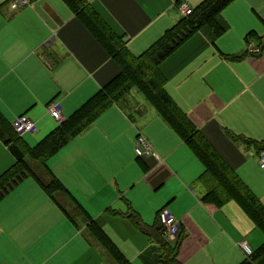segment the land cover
<instances>
[{
  "label": "crops",
  "instance_id": "crops-1",
  "mask_svg": "<svg viewBox=\"0 0 264 264\" xmlns=\"http://www.w3.org/2000/svg\"><path fill=\"white\" fill-rule=\"evenodd\" d=\"M15 1L0 0V84L11 82L0 85V109L10 117L5 132L20 114L35 121L36 130L25 133L35 144L56 127L46 111L49 102L58 103L62 118H68L117 74L118 67L62 0H24L23 6ZM179 1L187 4L185 0H86L134 54L178 21ZM218 19L226 25L224 32L214 36L209 26L197 30L161 61L159 70L172 100L236 171L244 162V146L252 147L256 157L258 152L233 142L226 132L264 138V0H232ZM248 44L260 46V53H247ZM230 55L242 58L230 59ZM125 105L129 106L123 97L108 106L46 161L74 200L60 193V206L30 175L0 199V264H113L90 234L84 214L113 243L108 227L116 226L121 235L132 229L123 216L127 203L121 190L127 178L117 177L113 166L116 159H125L124 147L131 152L128 161L137 163L152 187L175 176L187 190L182 210L172 214L167 203L160 209H169L180 222L185 235L179 251L183 264H238L243 259L240 242L247 244L244 237L254 226L252 221L233 201L220 207L201 202V195L190 186L198 171L182 178L169 161L173 148L185 145L179 136L158 113L147 126L136 127ZM132 111L141 114L143 108L133 105ZM134 129L135 136L144 133L151 155L135 154ZM13 163L0 140V174ZM118 250L127 258L124 247ZM143 250L140 247L136 253L140 256Z\"/></svg>",
  "mask_w": 264,
  "mask_h": 264
},
{
  "label": "trees",
  "instance_id": "trees-1",
  "mask_svg": "<svg viewBox=\"0 0 264 264\" xmlns=\"http://www.w3.org/2000/svg\"><path fill=\"white\" fill-rule=\"evenodd\" d=\"M62 1L104 48L117 65L118 72L75 109L68 118L57 123L55 128L33 146H27L28 155L18 142L20 136L16 135L10 127L5 132L0 122V140L14 157V163L0 174V199L26 175L32 176L48 196L60 206L58 202L60 193L73 199L68 190L51 173L46 161L62 146L85 131L108 106L125 97L134 86L203 165L202 173L196 178L203 187L200 201L216 207L233 201L254 226L264 233V205L259 197L172 100L164 88L165 78L159 70L161 61L197 30L209 26L214 36L224 32L226 25L218 19V14L232 0L199 1L195 7L191 8V14L180 16L177 22L139 54L129 50L123 38L103 22L86 0ZM249 35L252 33L250 32ZM228 58L240 59L242 56L230 55ZM226 134L235 143L253 146L258 153L264 151V140L243 138L229 132ZM26 156L30 158L29 161L32 164L26 161ZM84 216L90 234L106 250L113 264H131L100 226L87 214ZM123 216L156 244L158 252L146 255L144 257L146 264H183L179 258L181 244L185 238L182 230L174 241H167L158 220V212L154 222L147 224L127 203V211ZM238 264H264V240L255 249L245 254Z\"/></svg>",
  "mask_w": 264,
  "mask_h": 264
},
{
  "label": "rangeland",
  "instance_id": "rangeland-1",
  "mask_svg": "<svg viewBox=\"0 0 264 264\" xmlns=\"http://www.w3.org/2000/svg\"><path fill=\"white\" fill-rule=\"evenodd\" d=\"M185 1L191 8L195 7L196 5L192 4L193 0ZM10 83V81L6 80L0 85L9 86ZM124 99L128 100L129 104L128 107L127 105H125L126 113H130L133 116L135 121L134 125H136V127L143 128V126L146 125L149 120H153L154 118H156V110L145 99L143 94L136 87L133 86L129 93L125 95ZM43 104L44 103H42V105ZM133 105L136 108L138 106H141V108H143L142 113L138 114L137 111H132ZM0 113L2 116V119H0L1 125L5 126L6 121L10 122V117H8L9 113L4 111L2 112L1 109ZM135 132L136 130L134 129L133 136H135ZM140 133L144 136L143 132ZM129 135L130 132H127V136ZM125 138L126 134L123 133L122 139ZM152 139L155 140L154 138ZM250 139L264 140V138ZM18 142L21 147L24 148L25 154L28 155L29 151L26 147L32 146L34 144V142H30L28 134L24 133L23 135H21ZM171 147L172 144L169 145L168 149H165L164 152L169 150ZM124 155L125 159H116L115 165L112 162L114 170L117 174V177L127 178L125 188L121 190L124 202L128 203L130 207L139 214L140 218L145 223L152 224L154 222L156 213L166 203V207L170 208L172 212L169 209L168 210L172 214H175L177 211H180L184 208L187 201V190L183 188L180 183L181 181L178 178H176L175 176L169 177L166 180H163L158 187L154 188L144 178V175L142 174V171L140 170V167H138L137 163H134L133 165L130 161H128L129 159H131V152L126 147H124ZM243 156L244 162H242L241 166L236 169V173L259 197L260 201L264 205V168L261 169L259 167V164L257 163L256 153L252 147L246 148L244 146ZM29 160V158H26V161L30 162ZM169 161L173 166L177 167L182 178L184 177L185 173H197L198 171L199 174V171L203 170V165L187 145H183L182 147L177 146L173 148L172 155ZM120 162L122 164H120ZM198 174H196V176ZM196 176H194V178L192 179L190 186L192 187L193 191L200 197V195L203 194V187L199 182L196 181ZM120 202L124 204L122 199H120ZM93 207L94 204L92 205V209H94ZM107 231L111 235L109 236L113 239L114 243L118 246V248L124 247V254L127 258L130 259L131 264H146L144 261V257L148 254L158 252L156 244L153 242V240L148 236L142 234L138 229H135L133 226L130 230L125 229L124 235H121V230L118 229L116 226L108 227ZM244 239L247 241L248 247L255 249L259 244L263 242L264 233L261 229L253 226L247 233V235L244 237ZM140 247H144V250L139 256L140 253L137 254L136 251Z\"/></svg>",
  "mask_w": 264,
  "mask_h": 264
},
{
  "label": "built area",
  "instance_id": "built-area-1",
  "mask_svg": "<svg viewBox=\"0 0 264 264\" xmlns=\"http://www.w3.org/2000/svg\"><path fill=\"white\" fill-rule=\"evenodd\" d=\"M15 2L21 6L26 5L24 0H17ZM176 10L181 16H187L191 14V7L183 1H179L177 3ZM260 51L261 48L258 45H247V53L259 54ZM46 111L57 123H60L63 120L61 115V107L58 103L52 101L49 102L46 105ZM11 128L16 135L20 136L24 133H33L36 130V123L27 115L20 114L16 116L11 122ZM133 142L134 152L138 157L152 154L149 142L141 134H137ZM257 160L259 167L264 168V151H260L257 154ZM158 220L160 225L163 227V233L167 241L175 240L180 231V222L166 209H162L158 212ZM240 247L245 254L250 252V249L245 241L240 242Z\"/></svg>",
  "mask_w": 264,
  "mask_h": 264
}]
</instances>
